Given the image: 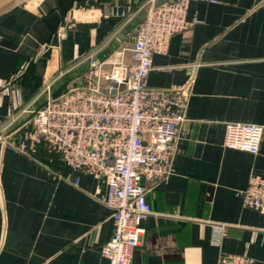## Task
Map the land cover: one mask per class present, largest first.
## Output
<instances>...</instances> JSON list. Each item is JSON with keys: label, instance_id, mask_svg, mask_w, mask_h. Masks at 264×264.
<instances>
[{"label": "crops", "instance_id": "0c3cea01", "mask_svg": "<svg viewBox=\"0 0 264 264\" xmlns=\"http://www.w3.org/2000/svg\"><path fill=\"white\" fill-rule=\"evenodd\" d=\"M150 2L16 0L0 10V136L20 144L34 112L75 85L92 54L131 67ZM187 18L201 24L153 57L148 85L191 83L190 98L171 175L144 182L152 214L133 263L219 264L233 254L264 264V216L243 202L250 177H264V136L257 155L224 145L227 124L264 127V0H199ZM0 188V264H108L114 221L103 179L44 146L27 155L0 142Z\"/></svg>", "mask_w": 264, "mask_h": 264}, {"label": "built area", "instance_id": "2783aa9c", "mask_svg": "<svg viewBox=\"0 0 264 264\" xmlns=\"http://www.w3.org/2000/svg\"><path fill=\"white\" fill-rule=\"evenodd\" d=\"M197 1L158 4L151 0L130 49L131 67L92 54L87 58L89 68L78 82L59 96H50L34 112L32 130L20 144L0 136L1 143L27 155L44 146L71 169L106 182L104 204L114 221L113 237L102 250L108 264H134V252L143 237L141 224L152 214L143 181L156 186L172 173L191 83L178 90H158L151 88L148 80L154 55L166 53L176 34L201 24L187 18L191 3ZM127 11L124 6L114 10L118 16ZM15 102L20 106L17 91ZM263 136L261 125L227 124L224 145L257 155ZM243 202L244 207L264 216V177H250ZM2 203L0 188V207ZM222 230L215 229L214 244L220 243ZM219 264H255V260L223 254Z\"/></svg>", "mask_w": 264, "mask_h": 264}, {"label": "water", "instance_id": "95a60500", "mask_svg": "<svg viewBox=\"0 0 264 264\" xmlns=\"http://www.w3.org/2000/svg\"><path fill=\"white\" fill-rule=\"evenodd\" d=\"M16 0H0V10L8 6L9 4L15 2ZM144 184V181H143Z\"/></svg>", "mask_w": 264, "mask_h": 264}, {"label": "rangeland", "instance_id": "374dc122", "mask_svg": "<svg viewBox=\"0 0 264 264\" xmlns=\"http://www.w3.org/2000/svg\"><path fill=\"white\" fill-rule=\"evenodd\" d=\"M20 1H22V0H20Z\"/></svg>", "mask_w": 264, "mask_h": 264}]
</instances>
